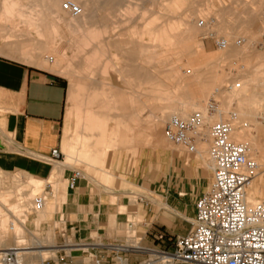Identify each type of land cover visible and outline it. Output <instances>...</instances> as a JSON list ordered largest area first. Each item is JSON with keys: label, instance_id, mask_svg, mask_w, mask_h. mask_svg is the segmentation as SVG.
<instances>
[{"label": "rangeland", "instance_id": "374dc122", "mask_svg": "<svg viewBox=\"0 0 264 264\" xmlns=\"http://www.w3.org/2000/svg\"><path fill=\"white\" fill-rule=\"evenodd\" d=\"M70 1L80 6L84 17L69 15L59 6L56 14L50 13L53 0H0V25L15 31H0V55L28 63L20 53L23 47L34 62L46 59L49 67L64 72L66 76L62 78L67 86L60 149L63 158L59 160L65 162L53 170L54 178H49L53 183L46 201L50 203L57 197L56 204L46 218L38 219L41 212L26 215L32 199L40 195L47 181L43 180L45 185L38 191L32 181L26 182L27 193L24 182L14 189V176H7L0 191L14 192L0 194V248L18 245L30 250L33 239L45 247L50 240L53 246L63 242L56 229L57 220H48L64 201L60 198V180L63 168L68 166L82 171L84 183L106 213L99 234L93 233L94 240L81 241L73 239L70 231L67 234L76 246L89 245L87 250L70 251L76 264H88L93 255H103L110 262L125 254L97 245L100 242L139 243L155 251L170 252L171 241L153 242L146 233L145 202L155 201L154 185L176 158L187 163L195 160L208 176L212 175L207 168L211 166L210 125L230 122L239 130L242 123H252L236 119L252 117H240L234 107L225 108L218 89L224 82L223 89L238 82L232 76L223 77L233 67L255 73L264 70L260 65L264 61V0ZM221 39L227 43L223 49L217 44ZM180 100L204 104L207 114L213 117L207 119L198 111L190 114L199 113L205 122V140L197 144L195 152L164 136L165 124L173 114L177 115L174 108ZM211 102L214 110L209 109ZM161 117L165 119L158 133L156 122ZM257 118L260 132L255 134L252 128L248 132L261 148V163L253 181L260 187V194L252 202L264 200V119ZM77 133L83 135L86 149L93 153L91 157L76 154L83 148L82 143L76 144ZM59 161L48 163L53 168ZM250 193L252 185L247 190V195ZM111 215L116 217L114 223H110ZM11 224L13 230L9 229ZM90 244H94L93 249H89ZM148 255L157 257L141 252L133 259L143 260ZM29 256L31 260H41L38 255Z\"/></svg>", "mask_w": 264, "mask_h": 264}, {"label": "crops", "instance_id": "0c3cea01", "mask_svg": "<svg viewBox=\"0 0 264 264\" xmlns=\"http://www.w3.org/2000/svg\"><path fill=\"white\" fill-rule=\"evenodd\" d=\"M63 78L46 68L0 55V185L7 176H14L13 188L24 182V192L28 193L26 182L37 176L51 184L53 170L64 165L62 160L52 168L43 159L62 145L67 94ZM65 168L68 166L63 168L60 180L64 201L48 221L63 214L67 234L70 231L73 239L78 237L81 241L94 240L93 233L99 234L106 213L84 178L70 186L72 172ZM207 168L211 170L209 165ZM211 177L195 160L187 163L176 158L173 164L169 163L164 176L154 185L155 201L147 200L144 205L146 233L152 238L154 234H163L165 239L159 241L163 243L186 234L195 215V202L207 190ZM6 192L14 191L0 194ZM140 207L137 205V209ZM115 219L111 215L110 223ZM102 244L97 243L107 245ZM92 245L89 249H93ZM87 246L81 244L71 250H87Z\"/></svg>", "mask_w": 264, "mask_h": 264}, {"label": "built area", "instance_id": "2783aa9c", "mask_svg": "<svg viewBox=\"0 0 264 264\" xmlns=\"http://www.w3.org/2000/svg\"><path fill=\"white\" fill-rule=\"evenodd\" d=\"M63 9L71 15H79L78 4L66 0ZM220 48L226 46L224 39L218 40ZM236 87H240L236 83ZM214 110V103H209ZM235 117L231 116V118ZM204 119L199 113L183 118L172 115L165 124V138L189 152L197 150V144L205 140ZM232 125L230 122H217L209 126L210 146L209 160L212 164V177L207 190L195 202V215L190 221L189 231L176 236L172 251L158 250L168 254L167 263L189 264H264V202L249 203L246 200V188L256 172L257 161L249 156L246 144L230 139ZM63 154L59 148L51 150L50 156L43 158L47 162L59 161ZM72 172L70 186L83 177L76 168H65ZM51 185L47 183L40 195L35 196L25 214L37 215L47 201ZM62 243L54 256L41 260H31L28 254L17 248L0 250V264H76L70 251L76 243L67 239V224L63 214L55 219ZM155 241H163L165 236L154 234ZM47 246V245H46ZM30 247H33L30 246ZM131 248L122 251L109 261L103 255H93L88 264H163L166 261L148 255L143 260L133 259L139 251Z\"/></svg>", "mask_w": 264, "mask_h": 264}, {"label": "bare ground", "instance_id": "6f19581e", "mask_svg": "<svg viewBox=\"0 0 264 264\" xmlns=\"http://www.w3.org/2000/svg\"><path fill=\"white\" fill-rule=\"evenodd\" d=\"M62 4L63 3H62L61 0H53L52 5L49 7V12L50 13H53V14L54 13L56 14L57 7L58 6H59V8L62 7V9H63V5ZM68 14L71 15L70 13H68ZM83 14H84L83 13V10H81V13L79 14V17L80 18L81 17H84ZM72 16H74V15H72ZM99 22L100 21L98 19V23ZM78 25H79V23H78ZM2 30L3 31H9V32H12L13 31V30H10V28H8L7 26H1L0 25V31H2ZM12 33H15V31H13ZM33 41H34V39H33ZM32 42L29 43V44H32ZM16 44H18V43H16ZM16 44H12V45L14 46ZM29 44H27V45H29ZM21 45H23V44H21ZM21 45H18V46H21ZM226 45H227V43H226ZM31 48H32V45H31ZM223 48H220V49H223ZM38 51H37V53H38ZM228 51H229L228 53H231L232 50L228 49ZM20 53H21V55L24 56V59L23 60H25L26 62L31 63V64H35V65H37L39 67H42V68H46L49 71H53V72H55V73H57V74H59L61 76H66V74L64 72L58 71V70H55L52 67H49L47 65V63H46V61H47L46 59L45 60L43 59L42 61H39V62H34L29 57L31 54L30 55L27 54L28 52H26L23 47H21ZM46 58H48V57H46ZM262 61L263 60H261L260 65H263L264 66V61L263 62ZM58 62H59V60H58ZM243 64H245V63L243 62ZM237 67H239V66H237ZM241 68L239 69V68H234L233 67L232 70H229V72H228L227 75H224L223 76L226 79H228L229 76H232L233 79L236 78L238 80V82L237 81H233L232 84H230L227 87L228 89H226V88L223 89L224 88V85L223 84L225 83L224 82V83L221 84V87L218 89V92L221 91L220 93H222L221 95H222V97L224 98V101H225V103H224L225 108H227V107L229 108L231 106V107H234L235 108L236 114H238L240 117L241 116H251L252 117V118H236V119H240V121L242 119H248V121H251L252 123L248 125L247 123H242L241 122L242 125H240L239 130H235L237 128H232L231 129V133H230V139L232 141H234V142L246 144L248 146V148H249V156L252 157V158H254L257 161L258 166H259L261 162H260V160L258 158V154L261 151V148H260V145L258 144V142L256 141L255 137H251L248 132H249L250 128H252V130H254L255 134L256 133H259L261 127H260V123L257 120L258 119L257 117L258 116H261L264 119V70L262 72H256L255 73V72H251V71H244V69L241 70ZM215 83H217V81ZM215 83L213 82L214 85H215ZM236 83H239L240 84V87H236ZM182 100H180V102H178L177 106L174 108V111L177 113L178 116L183 117V118H186V117H189L191 113H193L195 111H198V112H200L202 114L203 117H206L207 119L213 120V117H211V116H209L207 114V109H206V107H205L204 104L201 105V104H197V103H195L193 101H182ZM220 107H222L221 104L219 105V108L218 109H220ZM157 119L158 120L156 122L157 123V129L156 130H157L158 133H160L161 126H162V122L164 121L165 118L161 117V118H157ZM262 128L264 130V127H262ZM82 136L83 135H81L80 133H77V135L75 137L76 144L77 145L78 144L81 145V143H82V147H83L82 149H80V151H77L76 150V154H80V155H83V156H86V157H91L93 153L91 151H89V150L86 149L87 147L84 144V141L82 139L83 138ZM71 144H70L69 150L71 152L70 154L72 155L73 154V150L71 149ZM105 151H108V150H105ZM210 168L212 169V164H211ZM51 175H52L51 178H54V171L51 173ZM30 181H32V187L35 188V189H37V191L40 190V188L45 185L44 183H42L43 180L40 179L37 176H34V178H32ZM253 181H254V177L252 178V180L250 181V183L248 184V186L246 188V200L249 203L257 202V201H254V202H252V201L253 200H256L255 198L260 194V187L256 183H254V185H253ZM258 181L260 183L261 179L258 178ZM50 182H52V180ZM251 185H252V193H250V194L247 195V190L250 188ZM60 198L64 199L62 195H60ZM56 200H57V197H53L52 202H50V203L47 202L48 204L45 202L44 207L37 212V214L39 212H41L38 215V219L46 218V216L50 213L51 208L56 204ZM260 201L264 202V200H260ZM31 204H32V202H31ZM20 223L21 224H24V221L22 220V221H20ZM9 229L10 230H13L12 224L9 227ZM32 243H33V247H30V250H27V249L25 250V248H22V247H20L18 245L15 246V247H11V248L20 249L21 251H23L24 254H28V255L35 254V256L38 255L40 259L43 258V256H42L43 254H48L50 252H55L56 253V251L58 249L56 246H53L52 245V241L51 240L48 242V245L50 247L49 246L48 247H45L43 242L38 241L36 239H33V242ZM105 246L108 247L109 249H112V250H115V251H129L131 248H137V249H139L137 251H139V252H149L153 256H157L160 259L166 261V263H167V259L169 258V255L168 254H164V253H162V252H160L158 250L155 251V250L146 248V247L140 245L139 243H134V244H121V245H113V244L112 245H108L107 244ZM5 249H10V248H5ZM5 249H1L0 248V250H5ZM22 249H24L25 251L22 250Z\"/></svg>", "mask_w": 264, "mask_h": 264}]
</instances>
